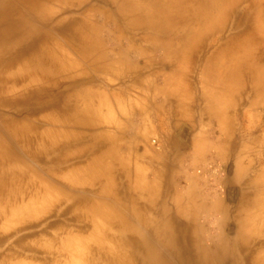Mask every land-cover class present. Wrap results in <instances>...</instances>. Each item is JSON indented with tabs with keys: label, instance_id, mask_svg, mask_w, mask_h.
<instances>
[{
	"label": "bare ground",
	"instance_id": "bare-ground-1",
	"mask_svg": "<svg viewBox=\"0 0 264 264\" xmlns=\"http://www.w3.org/2000/svg\"><path fill=\"white\" fill-rule=\"evenodd\" d=\"M0 264H264V0H0Z\"/></svg>",
	"mask_w": 264,
	"mask_h": 264
},
{
	"label": "rangeland",
	"instance_id": "rangeland-1",
	"mask_svg": "<svg viewBox=\"0 0 264 264\" xmlns=\"http://www.w3.org/2000/svg\"><path fill=\"white\" fill-rule=\"evenodd\" d=\"M215 162H216V163H215ZM215 162H214V165L218 167V165H219V163H217L218 161L216 160ZM231 163H232V162L230 161V162L228 163V165L230 164L229 166H231ZM228 165H227V166H228ZM220 191H222V190H220Z\"/></svg>",
	"mask_w": 264,
	"mask_h": 264
}]
</instances>
